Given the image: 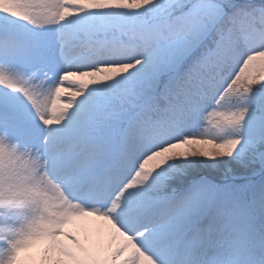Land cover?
Segmentation results:
<instances>
[{
	"label": "snow or ice",
	"instance_id": "obj_1",
	"mask_svg": "<svg viewBox=\"0 0 264 264\" xmlns=\"http://www.w3.org/2000/svg\"><path fill=\"white\" fill-rule=\"evenodd\" d=\"M0 264H264V0H0Z\"/></svg>",
	"mask_w": 264,
	"mask_h": 264
},
{
	"label": "rangeland",
	"instance_id": "obj_2",
	"mask_svg": "<svg viewBox=\"0 0 264 264\" xmlns=\"http://www.w3.org/2000/svg\"><path fill=\"white\" fill-rule=\"evenodd\" d=\"M81 224L87 226L89 229H91V228L94 227V226L90 223V221L77 222V227H79Z\"/></svg>",
	"mask_w": 264,
	"mask_h": 264
}]
</instances>
